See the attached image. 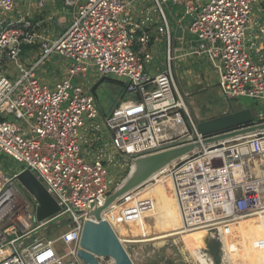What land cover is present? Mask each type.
Returning <instances> with one entry per match:
<instances>
[{"label": "built area", "instance_id": "2783aa9c", "mask_svg": "<svg viewBox=\"0 0 264 264\" xmlns=\"http://www.w3.org/2000/svg\"><path fill=\"white\" fill-rule=\"evenodd\" d=\"M263 1L81 0L68 24L49 39L34 33L40 25L34 15L44 0H28L18 18L9 15L18 0H0V264H84L77 257L83 227L97 224L89 212L119 185L110 190L106 164L130 172L139 156L191 133L202 140L178 92L177 68L191 76L204 60L216 74L220 95L264 103ZM168 4L177 8L168 9L174 30L164 10ZM36 44L37 57L23 63L22 46ZM160 51L163 62L147 69ZM55 70L62 75L54 83L44 78ZM89 70L103 79H123L135 97L103 118L102 129L94 122L101 117L95 96L80 82ZM2 156L37 178L58 214L36 221V203L15 186L20 171L2 164ZM263 161L261 132L204 146L173 164L167 173L183 230L211 229L264 212ZM139 189L115 203H133ZM109 209L101 215L105 222ZM61 217L69 223L65 231L56 238L39 235Z\"/></svg>", "mask_w": 264, "mask_h": 264}, {"label": "rangeland", "instance_id": "374dc122", "mask_svg": "<svg viewBox=\"0 0 264 264\" xmlns=\"http://www.w3.org/2000/svg\"><path fill=\"white\" fill-rule=\"evenodd\" d=\"M45 6L43 13L40 14L39 18L41 24L35 28L34 33L36 36L53 39L58 35L63 26L71 18V13L76 10V6L81 0H44ZM37 4V0H33ZM28 0H18L16 3V9L13 13L9 14L12 18H18L25 13L28 5ZM264 3V1H263ZM262 3V4H263ZM168 9H171L173 13H176L177 8L172 7L170 4L164 5V10L168 16V21L172 30L175 29V23L169 15ZM35 18V17H34ZM180 18V15L178 16ZM185 25V24H184ZM183 25V26H184ZM40 40L35 37L34 42ZM37 48H25L22 46L21 60L23 63L30 62L36 55ZM56 61V58H52ZM164 60V52L160 51L157 55H154L152 64L147 66V69H151L158 66ZM62 63L59 62V65ZM201 66V65H200ZM202 69V70H201ZM196 69H192V72ZM177 79L176 84L178 92L181 94L184 104L186 105L188 112L194 122H201L216 118L222 115L230 114L242 109H249L258 119L255 118V123L264 121V103L240 97L236 100H229L226 97L220 95L217 87V77L208 62L202 61L201 68H197L191 76H184L181 71L177 68ZM46 80L50 79L54 83L60 78V75H56V79L53 81L49 76L44 77ZM115 80V81H114ZM118 81V82H117ZM88 89L92 91L95 96L96 104L99 109L101 117L94 120L95 123L104 125L103 118H107L116 112L121 107L127 105L130 101H134L135 97L128 94L125 91L123 79H115L108 77L103 79L94 70H89L86 78L80 80ZM49 84V83H48ZM184 115V114H183ZM185 116V115H184ZM85 119V118H84ZM185 128L190 131L189 122L185 116L184 118ZM86 122H89L86 120ZM184 127L180 130H184ZM106 140H109V135L104 134ZM110 152V150H109ZM119 156H115V160H118ZM2 164L9 166L12 171L19 172L24 168V165L14 161L8 156H2ZM119 163L122 162L119 159ZM107 165L108 178L111 182L110 190L112 191L115 184L121 183L129 174L128 170H121L118 166L111 164ZM264 171V161L262 163ZM168 174V173H167ZM15 186L19 191L28 198L31 202L32 199L24 189L15 182ZM144 188V187H143ZM148 207V206H147ZM146 205L140 204L137 206L138 214H135L141 221L149 218L150 214H160V204L155 203L152 209H148ZM264 226V225H263ZM69 227V223L66 217H61L58 220L50 223L46 229L39 232L40 236L56 238L62 231H65ZM226 225L223 224L222 228ZM262 226L250 232H243L242 238L239 239L240 249L235 254L230 255L226 248L219 250L221 252V264H229V261L238 262L239 264H246L251 261L254 255L257 258L264 259L263 255L258 252L260 248H264V235L260 234ZM260 228V229H259ZM119 237H125L124 232L121 230L117 231ZM252 235V238L247 237ZM207 235L204 233L179 238L178 236L166 239L163 243L159 244L157 241L154 242H143V243H124L123 247L127 252L129 258L133 264H213L212 259L207 253H205V238ZM260 247V248H259ZM237 263V264H238ZM100 264H114L110 258H104L100 261ZM235 264V263H234Z\"/></svg>", "mask_w": 264, "mask_h": 264}, {"label": "water", "instance_id": "95a60500", "mask_svg": "<svg viewBox=\"0 0 264 264\" xmlns=\"http://www.w3.org/2000/svg\"><path fill=\"white\" fill-rule=\"evenodd\" d=\"M255 118L249 109H242L209 120L195 121L196 131L202 137L201 141L191 133L167 148L133 159L131 171L107 196L103 206L90 210L89 216L93 217L97 224H84L79 245L82 250L77 251L81 262L100 264L99 258H110L114 264H133L110 225L102 220V213L126 193L141 187L166 168L204 146L264 132V121L255 123ZM16 181L36 203L37 222L59 213L60 208L55 200L29 170L20 171ZM204 241L205 253L212 259L213 264H221L220 243L207 237Z\"/></svg>", "mask_w": 264, "mask_h": 264}, {"label": "bare ground", "instance_id": "6f19581e", "mask_svg": "<svg viewBox=\"0 0 264 264\" xmlns=\"http://www.w3.org/2000/svg\"><path fill=\"white\" fill-rule=\"evenodd\" d=\"M188 110V109H187ZM169 168H166L160 174L154 176L151 180L139 187L137 195L134 197L133 203L118 204L114 203L112 207L106 212V220L109 222L110 227L116 234L120 243H143L154 242L163 243L168 238L178 236L184 238L197 234L204 233L207 238L217 240L220 243V249L226 248L230 255L235 254L239 250V239L242 238L243 232L247 233L259 226L260 234L264 235V212L247 218H241L236 222L219 223L211 229H200L184 231L182 222L177 206L176 197L171 177L167 174ZM144 187V188H143ZM160 204V211L157 214H150L146 220H140L135 214L133 208L143 204L148 209H152L155 203ZM225 224L226 227L222 228ZM120 229L124 232L125 237H119L118 233L113 229ZM118 231V230H117ZM252 238V235L247 237ZM251 240V239H249ZM260 248V247H259ZM258 251L263 255L264 248ZM229 264H237L232 262ZM239 264V263H238ZM246 264H264V259L257 258L254 255Z\"/></svg>", "mask_w": 264, "mask_h": 264}, {"label": "crops", "instance_id": "0c3cea01", "mask_svg": "<svg viewBox=\"0 0 264 264\" xmlns=\"http://www.w3.org/2000/svg\"><path fill=\"white\" fill-rule=\"evenodd\" d=\"M51 2H53V0H52ZM43 11H44V10H41V11L37 12V13L34 15V17H35V18H34V22H36V23H38V24H41V21H40L39 16H40L41 13H43ZM68 22H69V21H68ZM68 22H67V24H68ZM67 24H66V25H67ZM66 25H65V26H66ZM65 26H63V28H64ZM63 28H62V29H63ZM62 29H61V30H62ZM60 32H61V31H60ZM58 33H59V32H58ZM33 47L37 48V50H36V51H37V52H36V55H35V57L33 58V59H35V58L37 57V55H38V44H36V45H34V46H32V47H31V46H25V48H28V49H29V48H33ZM155 55H157V53H155ZM33 59H32V60H33ZM55 71H56V70H55ZM56 72H57V71H56ZM56 72L53 73V76L56 77V75H60V76L62 75L60 72H57V73H56ZM152 74H155V73L153 72ZM45 76H47V75H45ZM53 76H52V77H53ZM52 77L49 76V78H52ZM103 138L105 139L104 135H103ZM105 143H107V140H106V139H105ZM116 184H117V183H116ZM116 184H115V185H116ZM119 184H120V183H119ZM113 229L115 230L116 233H117V230H120V229H117V230H116L115 228H113Z\"/></svg>", "mask_w": 264, "mask_h": 264}]
</instances>
